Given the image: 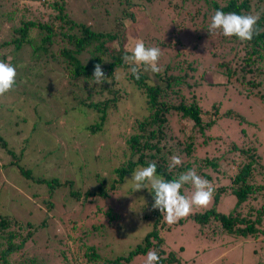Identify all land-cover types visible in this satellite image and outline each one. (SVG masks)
<instances>
[{"label": "rangeland", "instance_id": "rangeland-1", "mask_svg": "<svg viewBox=\"0 0 264 264\" xmlns=\"http://www.w3.org/2000/svg\"><path fill=\"white\" fill-rule=\"evenodd\" d=\"M43 1L40 0V3ZM104 1L106 3L103 0H65L70 16L76 21L90 22L100 30L112 27L110 23L113 24L115 15L120 14L116 13L119 6L126 12L134 11L140 0H131L129 5L126 0ZM131 2L134 4L131 5ZM161 2L146 8L147 24L141 19L146 16L143 12L136 14L139 18L137 22L131 21L128 15L119 17L124 27L125 49L133 47L136 39H142L145 46L147 43L149 47H160L161 68L173 62L177 54L186 55L196 68L191 82L197 81L193 93L202 108L208 109L217 104L220 114L232 109L244 118L239 121L235 117H218L217 123L199 138L198 156L222 153L231 142L240 145L244 129L250 136L255 134L259 140L257 151L264 164L263 106L255 95H246L240 83L231 81L232 84H229L220 72L218 63L223 52L218 47V31L210 34L208 21L204 22L202 17L190 21L188 15L184 20L185 28L173 31L172 26L182 21L183 15L173 14L167 0ZM192 11L194 15L195 8ZM30 19L45 21L48 16L31 0H0V60L10 62L17 69L14 89L0 97V114L3 115L0 126H4L6 119L9 122L11 118L12 121L0 133L9 141L11 149L22 152L20 164L31 169L34 178L70 180L74 188L84 193L101 183L97 174L108 175L125 159V138L131 132V124L135 118L146 115L144 98L140 90L124 78L125 74L119 72L117 87L125 92L120 91L122 97L116 109L110 110L105 133L92 137L86 136L87 133L84 135L75 127L79 121L85 123L84 118L80 114L76 116L74 110L65 115L62 113L74 105L71 94L75 91L72 86L75 82L62 67L52 63L48 55L42 61H36L37 54L30 45L16 52L14 46H4L13 39V30L20 27V21ZM172 37L178 40L168 46ZM157 38L165 39L166 45L154 46ZM146 73L155 79L150 70ZM81 94L87 96V93ZM103 94L111 96L107 92ZM94 99L102 98L96 94ZM15 119H18L17 122H14ZM185 124L190 128V122ZM172 125L173 132L181 135L177 120ZM11 161V157L0 147V213L32 224L47 220V226L40 228L36 234L34 247L28 250L31 255L39 257L37 264H56L47 260L61 245H68L78 256L84 253L83 244L85 247L95 246L99 254L98 263L104 264L106 260L128 255L152 229L155 217L145 206L147 191L133 190L132 182L128 180L132 174L123 179L112 196L106 200L97 198L91 203L84 202L82 197L80 200L71 198L68 188L50 196L46 188L32 180L26 181L14 167L5 168ZM222 168L226 171L232 169V165L223 163ZM192 191L188 185L183 194L190 196ZM48 200L53 203L52 209L48 208ZM212 206L213 202L207 209ZM234 206L235 197L229 194L223 195L216 207L219 212L228 214ZM169 226L171 228L165 231V248L178 252L183 264H264V242L261 239L231 241L225 238L223 245H217L199 238L190 221L181 219L178 224ZM90 228L84 233L83 230ZM47 244L49 248L45 247ZM207 246L215 247L209 249ZM146 255L135 256L130 264H145Z\"/></svg>", "mask_w": 264, "mask_h": 264}, {"label": "trees", "instance_id": "trees-1", "mask_svg": "<svg viewBox=\"0 0 264 264\" xmlns=\"http://www.w3.org/2000/svg\"><path fill=\"white\" fill-rule=\"evenodd\" d=\"M130 1L126 0V4L129 5ZM161 1L163 0H140L136 4V10L130 12L119 6L116 13L120 14L115 15L113 24L110 23L112 27L100 30L94 28L90 22L76 21L70 16L65 0H44L43 3H40V0H31L33 5L42 9L48 19L21 20L20 27L13 30V39L4 43V46L12 45L16 52L30 45L37 54L36 61L40 62L48 55V59L59 64L75 82L72 84L75 91L71 94L74 105L64 109L63 115L70 110H74L76 116L80 114L85 123L79 121L75 123L77 124L75 127L84 135L87 133L86 136L92 137L96 134L100 136L105 133L110 110L116 109L122 97L120 91L125 92L117 87L119 72H123L124 78L140 90L144 98L146 115L135 118L131 124V132L125 138L123 162L108 175L97 174L96 177L101 183L84 193L74 188L70 180L55 177L34 178L31 169L20 164L22 152L17 153L11 149L9 141L0 133V147L12 159L5 168L14 167L26 181L32 180L46 188L50 196L55 195L58 190L68 188L71 198L80 200L82 197L84 202L91 203L97 198L106 200L112 196L126 176L150 162H155L157 173L167 179H174L180 173L195 169L198 175L209 180L216 189L213 206L210 209L194 211L188 218L183 219L193 223L196 235L217 245H223L222 241L225 238L231 241L253 238L264 242V164L261 163L257 151L260 143L256 135L250 136L242 129L240 145L231 142L217 155L196 154L199 138L217 123L218 117H235L239 121H243L244 118L232 109L220 114L217 104L208 109L202 108L193 93L197 81L191 82L196 68L194 62L186 55L177 54L173 62L163 66L162 73H153L154 80L143 70V66L140 78L136 79L129 71L130 66L122 60V57L130 52L124 47V27L119 17L128 15L131 21L137 22L139 21L137 13L145 14L146 8ZM103 3L106 1L103 0ZM167 5L173 14L183 15V20L175 22L172 26L173 31L185 28L184 20L187 15L190 21L202 17L204 22L210 23L217 10L241 15L259 14L258 27L264 29V0H167ZM194 8L195 12L192 15ZM97 13L102 15L101 12ZM141 19L143 23H149L147 15ZM218 33V47L223 52L218 63L220 72L224 74L229 84H232L231 81L240 83L241 90L246 95H255L264 111V32L254 35L251 41L243 42L235 36L225 37L219 30ZM164 40L157 38L154 46L166 45ZM177 40V37L176 39L172 37L167 45L172 46ZM146 47H149L147 43ZM97 63L101 64L105 75L112 80L111 84L95 83L92 75L94 65ZM80 92L87 93V96L84 97ZM104 92L111 96H104ZM96 94L102 99H94ZM86 111L87 116H84ZM2 118L3 115L0 114V119ZM176 120L181 135L173 132L172 122ZM185 122L191 123L190 128ZM3 123L4 126H0V130L11 125V118L9 122L6 119ZM173 155L180 156L183 163L169 171L170 158ZM223 163L232 165V169L224 171ZM145 191L148 196L145 201L146 209L151 210L155 217L152 229L128 255L106 260L104 264H130L135 256L145 255L150 250L160 255L159 264H183L178 252L165 248V231L171 227L167 225L160 212L152 208L153 196L151 193L149 195L148 189ZM229 194L235 197V206L231 212L224 214L219 212L216 206L223 195ZM46 203L49 209L54 207L51 201L48 200ZM46 226L47 220L40 224H32L15 216L0 213V264H37L39 257L31 255L28 250L34 247L38 230ZM87 230L90 231L91 228L83 230L84 233H87ZM59 243L60 246L62 242ZM45 247L49 248L50 245L47 244ZM213 247L215 246H207L209 249ZM83 250L84 253L80 252L81 254L77 256L68 245H61L51 253L52 257H48L47 261L50 259L56 264H99V254L95 246L85 247L83 244Z\"/></svg>", "mask_w": 264, "mask_h": 264}, {"label": "clouds", "instance_id": "clouds-1", "mask_svg": "<svg viewBox=\"0 0 264 264\" xmlns=\"http://www.w3.org/2000/svg\"><path fill=\"white\" fill-rule=\"evenodd\" d=\"M259 14L241 15L235 12L225 13L222 10L215 11L208 26L210 34L220 31L225 37H237L240 41H251L254 35L264 32L258 27ZM127 23V22H126ZM130 54H125L122 60L128 64L130 73L140 78L141 67L144 71L162 73L159 66L162 55L160 47H146L142 39H136L134 46L128 49ZM92 77L97 85L105 82L111 84L112 80L102 70L101 64L94 65ZM17 83V69L10 62L0 60V97L10 93ZM182 159L178 155L170 158L169 171L181 166ZM134 191L148 189L152 194L154 203L152 208L158 210L165 222L169 225L177 223L193 214L195 209H207L213 202L216 191L213 184L198 175L195 169L178 174L174 179H167L157 173V165L150 162L147 166H141L132 172L131 178ZM185 185L193 189L190 196L182 194ZM160 255L156 251H149L145 264H159Z\"/></svg>", "mask_w": 264, "mask_h": 264}]
</instances>
